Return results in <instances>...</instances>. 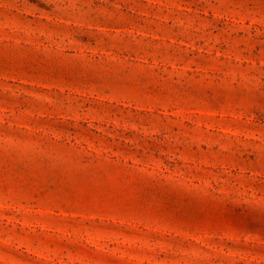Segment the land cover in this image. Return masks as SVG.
<instances>
[{
    "label": "rangeland",
    "instance_id": "rangeland-1",
    "mask_svg": "<svg viewBox=\"0 0 264 264\" xmlns=\"http://www.w3.org/2000/svg\"><path fill=\"white\" fill-rule=\"evenodd\" d=\"M0 264H264V0H0Z\"/></svg>",
    "mask_w": 264,
    "mask_h": 264
}]
</instances>
